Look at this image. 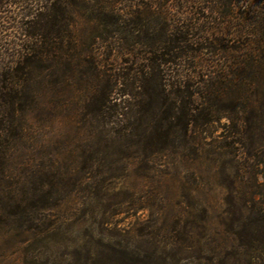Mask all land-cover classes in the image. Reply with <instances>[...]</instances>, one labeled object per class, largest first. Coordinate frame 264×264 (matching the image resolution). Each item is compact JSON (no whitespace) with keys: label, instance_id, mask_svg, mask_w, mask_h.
Wrapping results in <instances>:
<instances>
[{"label":"trees","instance_id":"trees-1","mask_svg":"<svg viewBox=\"0 0 264 264\" xmlns=\"http://www.w3.org/2000/svg\"><path fill=\"white\" fill-rule=\"evenodd\" d=\"M151 3L175 6L176 14L158 16L161 30L152 34V10L131 12V33L148 41L130 78L105 69L95 46L101 35L88 42L79 27L88 20L111 34L126 14L88 9L86 0H0V230L15 221L25 230L39 227L29 210L48 209L54 191L69 183L50 165L25 188L15 160L34 112L71 123L81 117L90 141L185 162L201 153L207 140L199 132L209 124L227 119L238 142L246 138L243 121L262 124L264 110L253 104L264 102V0ZM86 153L91 160L93 151Z\"/></svg>","mask_w":264,"mask_h":264},{"label":"rangeland","instance_id":"rangeland-1","mask_svg":"<svg viewBox=\"0 0 264 264\" xmlns=\"http://www.w3.org/2000/svg\"><path fill=\"white\" fill-rule=\"evenodd\" d=\"M151 2L86 0L88 9L97 4L101 12L126 14L111 34L104 24H79L88 42L101 35L95 46L105 69L129 71L130 78L140 69L148 40L131 33V12L152 10V34L161 30L158 16L176 14L175 6ZM253 105L264 110L262 100ZM70 108L74 113L76 106ZM38 114L29 116L17 147L25 188L50 165L69 183L54 191L48 209L29 210L36 229L16 221L2 227L0 264H264V119L257 129L255 119L243 121L239 131L246 138L239 142L227 119L205 126L199 133L206 144L185 162L90 141L81 117L71 123ZM89 149L92 158L85 160Z\"/></svg>","mask_w":264,"mask_h":264}]
</instances>
